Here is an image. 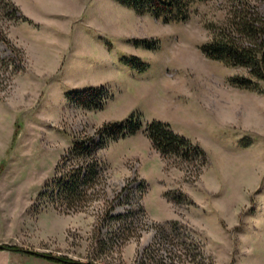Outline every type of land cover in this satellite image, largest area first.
Segmentation results:
<instances>
[{
    "label": "rangeland",
    "instance_id": "rangeland-1",
    "mask_svg": "<svg viewBox=\"0 0 264 264\" xmlns=\"http://www.w3.org/2000/svg\"><path fill=\"white\" fill-rule=\"evenodd\" d=\"M236 1L197 2L186 22L167 24L117 0H0V245L77 264H264V83L262 93L233 87L245 70L200 50ZM89 87L109 90L102 110L70 100ZM132 115L142 130L99 149L103 176L86 202L68 210L39 197L76 139ZM153 121L206 159L164 157L146 135ZM172 221L193 244L182 230L165 238Z\"/></svg>",
    "mask_w": 264,
    "mask_h": 264
},
{
    "label": "trees",
    "instance_id": "trees-1",
    "mask_svg": "<svg viewBox=\"0 0 264 264\" xmlns=\"http://www.w3.org/2000/svg\"><path fill=\"white\" fill-rule=\"evenodd\" d=\"M117 1L120 5L132 9L138 14H150L164 23L170 24L186 22L195 3L211 0ZM208 28L212 32V39L200 47L204 56L228 67L244 69L247 74L232 76L229 79L230 85L241 90L262 93L261 84L264 83V12L260 11L259 7L250 0H237L228 14L226 23L220 26L211 25ZM134 44L146 49H156L155 45H150L146 40H136ZM123 62L134 68L140 65L142 68L146 67L136 57H124ZM69 97L76 105L94 111L102 110L111 99L109 90L105 87H89L83 91L71 92ZM142 128L143 122L140 117L132 115L126 121L104 125L99 130L98 140L90 136L76 139L62 160L64 165L57 167L55 178L39 197L47 198L48 203L52 206L75 210L88 200V190L97 187L103 176L104 165L97 156L99 149L119 139L134 136ZM146 135L153 147L164 157L176 156L186 161L193 158L206 159L207 154L199 145L173 131L167 123L153 121L147 125ZM68 160L72 164L67 166L65 161ZM109 217L111 220L116 219L119 222L125 219L122 215L116 217L110 215ZM169 228L175 231H184L185 240L193 244L186 225L179 221H172L168 226L161 228L166 239H172L171 234L167 233ZM159 236L158 231L154 243L145 249L144 254H149L158 245ZM185 245L191 249V245L187 243ZM4 249L27 253L57 264H77L66 257L54 258L24 251L10 245H0V250ZM199 255H201V251H198Z\"/></svg>",
    "mask_w": 264,
    "mask_h": 264
},
{
    "label": "crops",
    "instance_id": "crops-1",
    "mask_svg": "<svg viewBox=\"0 0 264 264\" xmlns=\"http://www.w3.org/2000/svg\"><path fill=\"white\" fill-rule=\"evenodd\" d=\"M24 256L26 258V255L22 253L12 252L8 250H0V264H23L22 258Z\"/></svg>",
    "mask_w": 264,
    "mask_h": 264
}]
</instances>
